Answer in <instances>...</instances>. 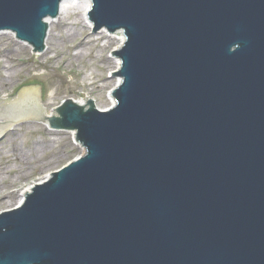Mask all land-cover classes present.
<instances>
[{"label":"water","instance_id":"obj_1","mask_svg":"<svg viewBox=\"0 0 264 264\" xmlns=\"http://www.w3.org/2000/svg\"><path fill=\"white\" fill-rule=\"evenodd\" d=\"M64 1L0 0V32L44 52ZM90 1L126 36L116 104L0 101V137L38 120L85 147L0 213V264H264V0Z\"/></svg>","mask_w":264,"mask_h":264},{"label":"rangeland","instance_id":"obj_2","mask_svg":"<svg viewBox=\"0 0 264 264\" xmlns=\"http://www.w3.org/2000/svg\"><path fill=\"white\" fill-rule=\"evenodd\" d=\"M80 15L76 11L62 21L55 30L59 37L54 52L47 55L34 53L11 32L0 33V101L37 82L43 89L41 104L50 116L65 101L84 95L92 97L97 107L110 106V93L120 79L114 76L117 56L113 55L119 41L107 32L97 37L94 26L87 28ZM85 39L88 45L79 48ZM72 133L25 120L0 139V213L24 199L21 190L44 181L85 152Z\"/></svg>","mask_w":264,"mask_h":264},{"label":"bare ground","instance_id":"obj_3","mask_svg":"<svg viewBox=\"0 0 264 264\" xmlns=\"http://www.w3.org/2000/svg\"><path fill=\"white\" fill-rule=\"evenodd\" d=\"M91 8V2L89 0H67L64 1L61 5V10H60V15L57 18H50L47 20L48 25H49V35L47 38V42H46V50L43 52L44 55H47L49 53L54 52L52 50L53 47L56 46V41L58 40L59 35L55 33V30L62 24L63 20H68L69 19V15L70 14H74L76 11H80L81 15V19L82 21L85 23V26L87 28H92L94 26V23L89 19L88 13L90 11ZM107 32L109 33V38L110 39H118V45H117V49L120 48V46L122 45V43L125 40V35L123 32H117V33H110L107 30H102L96 33L97 37H101L102 35ZM93 36V34L91 35ZM88 38V36L86 37ZM87 39L83 40L82 42H80V46L79 48L82 47H86L88 45V43H86ZM51 41H53V43H51ZM90 45V44H89ZM31 48V46H29ZM106 48V45L103 47V50ZM83 55H80V57H82ZM122 60L121 58H119L117 56L116 60H115V70L119 69L121 66ZM114 70V71H115ZM117 84H120V79H118ZM116 84V85H117ZM110 98H111V104L110 106L103 108V107H99L100 109H108L110 107H113L116 103V99L113 98L112 94L110 93ZM88 100H91L92 102H96L92 97H90L89 95H84L82 96V98L80 99H74V103H76L79 106H85L88 105ZM96 105V104H94ZM47 116H49V114H47ZM13 129V127L11 128ZM73 135L76 136V132L75 130L72 131ZM32 187H28L27 189L21 190L22 191V196L25 197L26 194L29 192V190ZM23 199L20 200V203L22 202ZM19 203V204H20Z\"/></svg>","mask_w":264,"mask_h":264}]
</instances>
